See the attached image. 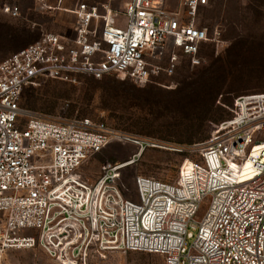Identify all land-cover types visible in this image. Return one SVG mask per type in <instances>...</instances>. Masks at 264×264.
<instances>
[{
    "label": "built area",
    "instance_id": "obj_1",
    "mask_svg": "<svg viewBox=\"0 0 264 264\" xmlns=\"http://www.w3.org/2000/svg\"><path fill=\"white\" fill-rule=\"evenodd\" d=\"M208 4L182 0L179 13L168 0L79 2L68 11L73 37L42 33L0 62V264L9 250L36 246L59 264H96V251L155 254L166 264H264V93L238 97L230 119L184 147L20 105L26 89L48 80L117 76L172 89L157 79L174 76L181 58L200 66L201 47L221 43L220 30L198 25ZM3 7L20 14L17 5ZM113 143L137 148L132 164L148 149L186 157L174 183L137 176L129 199L121 181L128 163L104 165L93 184L78 172Z\"/></svg>",
    "mask_w": 264,
    "mask_h": 264
},
{
    "label": "rangeland",
    "instance_id": "obj_2",
    "mask_svg": "<svg viewBox=\"0 0 264 264\" xmlns=\"http://www.w3.org/2000/svg\"><path fill=\"white\" fill-rule=\"evenodd\" d=\"M25 0H0V62L20 47L25 27L39 29L33 19L44 12L22 6ZM17 5L18 17L5 14L4 4ZM31 6V5H29ZM180 0L170 8L180 11ZM198 25L209 34L221 31V43L202 51L203 61L190 68L181 64L172 77L161 76L157 84L139 87L117 76L102 80L81 77L78 84L48 80L24 91L21 107L38 116L81 117L107 122L127 133L152 138L163 145L188 146L209 138L210 126L230 119L235 100L243 95L264 93V0H210L198 12ZM42 33H47L42 30ZM178 53V52H177ZM137 148L113 143L78 171L93 184L104 165L128 163ZM185 155L166 148L146 150L134 164H126L121 181L127 198L136 197L135 178L152 177L174 183ZM96 264H166L160 255L143 252L96 251ZM6 264H59L40 246L29 250H9Z\"/></svg>",
    "mask_w": 264,
    "mask_h": 264
},
{
    "label": "crops",
    "instance_id": "obj_3",
    "mask_svg": "<svg viewBox=\"0 0 264 264\" xmlns=\"http://www.w3.org/2000/svg\"><path fill=\"white\" fill-rule=\"evenodd\" d=\"M181 1L182 0H180V3ZM26 2L28 3L27 7H31V10L34 9L36 11H40L39 2L37 0H25L23 3H21L22 6L19 7H25ZM79 2L97 4L100 3L101 0H62L61 4L59 3V0H46V4L51 7V10H41V12H44L41 13L43 14L42 17L33 19L34 24L36 23L39 27H42L41 30L25 27L24 33L23 35H21V38L23 39L20 43V47H17L15 52H18L26 48L27 46L37 42L42 35V30L49 33L73 37L75 34L74 30L76 25V17L68 11L72 10ZM170 5L171 0H168L169 10H171ZM183 12L184 9L180 7L179 13Z\"/></svg>",
    "mask_w": 264,
    "mask_h": 264
},
{
    "label": "trees",
    "instance_id": "obj_4",
    "mask_svg": "<svg viewBox=\"0 0 264 264\" xmlns=\"http://www.w3.org/2000/svg\"><path fill=\"white\" fill-rule=\"evenodd\" d=\"M209 3H210V0H209ZM209 5V4H208ZM208 45H210V44H205L203 47H201V52H200V55H201V58H202V61H203V50H204V48L206 47V46H208ZM202 65V64H201ZM200 65V66H201ZM190 66V65H189ZM200 66H198V67H200ZM198 67H194V68H198ZM190 68H192L191 66H190ZM194 68H192V69H194ZM130 81V80H129ZM131 82H133V81H131ZM135 85H137V86H139V87H148V86H150L151 84H148V85H146V86H140V85H138V84H136L135 82H133ZM248 95H250V94H248ZM235 103V102H234ZM233 108H234V106H233ZM193 145V144H192ZM185 146V145H184ZM184 146H179V147H184ZM188 146H190V145H188ZM177 153V152H176ZM180 154V153H179ZM183 155V154H182ZM165 260V259H164Z\"/></svg>",
    "mask_w": 264,
    "mask_h": 264
},
{
    "label": "bare ground",
    "instance_id": "obj_5",
    "mask_svg": "<svg viewBox=\"0 0 264 264\" xmlns=\"http://www.w3.org/2000/svg\"><path fill=\"white\" fill-rule=\"evenodd\" d=\"M131 164V163H130Z\"/></svg>",
    "mask_w": 264,
    "mask_h": 264
}]
</instances>
